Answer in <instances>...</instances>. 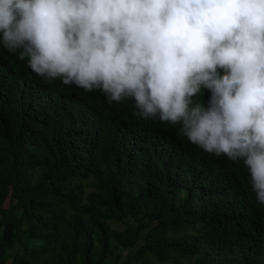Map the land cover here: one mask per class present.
Segmentation results:
<instances>
[{"label": "trees", "instance_id": "obj_1", "mask_svg": "<svg viewBox=\"0 0 264 264\" xmlns=\"http://www.w3.org/2000/svg\"><path fill=\"white\" fill-rule=\"evenodd\" d=\"M133 108L49 83L0 43V264H264L243 160Z\"/></svg>", "mask_w": 264, "mask_h": 264}, {"label": "clouds", "instance_id": "obj_2", "mask_svg": "<svg viewBox=\"0 0 264 264\" xmlns=\"http://www.w3.org/2000/svg\"><path fill=\"white\" fill-rule=\"evenodd\" d=\"M0 43L49 83L131 99L133 118L243 160L264 205V0H0Z\"/></svg>", "mask_w": 264, "mask_h": 264}, {"label": "rangeland", "instance_id": "obj_3", "mask_svg": "<svg viewBox=\"0 0 264 264\" xmlns=\"http://www.w3.org/2000/svg\"><path fill=\"white\" fill-rule=\"evenodd\" d=\"M7 262H10V256L7 258Z\"/></svg>", "mask_w": 264, "mask_h": 264}]
</instances>
